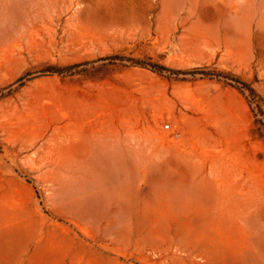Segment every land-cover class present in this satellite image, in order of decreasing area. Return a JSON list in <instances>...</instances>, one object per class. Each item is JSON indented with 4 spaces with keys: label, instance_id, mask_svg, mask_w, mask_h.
Wrapping results in <instances>:
<instances>
[{
    "label": "rangeland",
    "instance_id": "1",
    "mask_svg": "<svg viewBox=\"0 0 264 264\" xmlns=\"http://www.w3.org/2000/svg\"><path fill=\"white\" fill-rule=\"evenodd\" d=\"M263 118L264 0H0V264H264Z\"/></svg>",
    "mask_w": 264,
    "mask_h": 264
},
{
    "label": "trees",
    "instance_id": "2",
    "mask_svg": "<svg viewBox=\"0 0 264 264\" xmlns=\"http://www.w3.org/2000/svg\"><path fill=\"white\" fill-rule=\"evenodd\" d=\"M111 61H115V60H121V58H119V57H115V58H111L110 59ZM76 67H78V66H73V67H69V68H64V69H59V70H56L55 68H51V70H53L54 72H61V71H65V70H72L73 68H76ZM154 69H158L159 71H168V72H170V73H172V74H182V73H184V72H180V71H174V70H169V69H167V68H164V67H161V66H155V68ZM186 74V73H185Z\"/></svg>",
    "mask_w": 264,
    "mask_h": 264
},
{
    "label": "built area",
    "instance_id": "3",
    "mask_svg": "<svg viewBox=\"0 0 264 264\" xmlns=\"http://www.w3.org/2000/svg\"><path fill=\"white\" fill-rule=\"evenodd\" d=\"M263 122H264V118H263ZM170 127H171L170 124H167V125L165 126V129H166V130H169Z\"/></svg>",
    "mask_w": 264,
    "mask_h": 264
}]
</instances>
